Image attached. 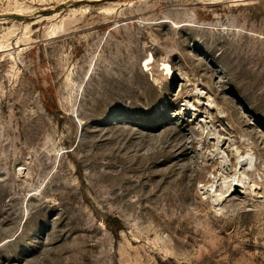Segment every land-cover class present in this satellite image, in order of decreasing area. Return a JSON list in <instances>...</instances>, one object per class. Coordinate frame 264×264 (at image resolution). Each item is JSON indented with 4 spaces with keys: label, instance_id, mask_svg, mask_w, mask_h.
<instances>
[{
    "label": "rangeland",
    "instance_id": "rangeland-1",
    "mask_svg": "<svg viewBox=\"0 0 264 264\" xmlns=\"http://www.w3.org/2000/svg\"><path fill=\"white\" fill-rule=\"evenodd\" d=\"M0 264H264V0H0Z\"/></svg>",
    "mask_w": 264,
    "mask_h": 264
},
{
    "label": "bare ground",
    "instance_id": "bare-ground-1",
    "mask_svg": "<svg viewBox=\"0 0 264 264\" xmlns=\"http://www.w3.org/2000/svg\"><path fill=\"white\" fill-rule=\"evenodd\" d=\"M40 1H45V0H40ZM14 7L15 10L17 11H23V8L19 3L14 5ZM151 60H152V55L148 54L143 61V65L146 66L148 63L151 62ZM161 66H162V70H165L166 73L169 72L170 67L167 62H162ZM253 159H254L253 152L250 149L246 148L242 152L236 150L233 166H232V173L227 175L223 172V170H221L220 172L212 176L211 180L204 186L205 193L209 196L211 202L217 209L221 205V200L223 199V197L231 189L233 182L235 181L245 182V180H247L246 173L244 172L245 170L242 169V167H251L253 163Z\"/></svg>",
    "mask_w": 264,
    "mask_h": 264
},
{
    "label": "water",
    "instance_id": "water-1",
    "mask_svg": "<svg viewBox=\"0 0 264 264\" xmlns=\"http://www.w3.org/2000/svg\"><path fill=\"white\" fill-rule=\"evenodd\" d=\"M232 185H233L234 188L238 187V185L236 183H233Z\"/></svg>",
    "mask_w": 264,
    "mask_h": 264
}]
</instances>
